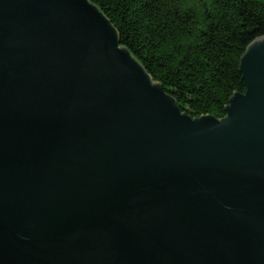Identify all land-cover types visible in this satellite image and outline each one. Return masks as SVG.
I'll use <instances>...</instances> for the list:
<instances>
[{"label":"water","instance_id":"obj_1","mask_svg":"<svg viewBox=\"0 0 264 264\" xmlns=\"http://www.w3.org/2000/svg\"><path fill=\"white\" fill-rule=\"evenodd\" d=\"M193 119L88 0H0V264H264V37Z\"/></svg>","mask_w":264,"mask_h":264},{"label":"trees","instance_id":"obj_2","mask_svg":"<svg viewBox=\"0 0 264 264\" xmlns=\"http://www.w3.org/2000/svg\"><path fill=\"white\" fill-rule=\"evenodd\" d=\"M150 78L193 119L225 117L240 64L264 37V0H88Z\"/></svg>","mask_w":264,"mask_h":264},{"label":"bare ground","instance_id":"obj_3","mask_svg":"<svg viewBox=\"0 0 264 264\" xmlns=\"http://www.w3.org/2000/svg\"><path fill=\"white\" fill-rule=\"evenodd\" d=\"M259 39H262V38H259Z\"/></svg>","mask_w":264,"mask_h":264}]
</instances>
